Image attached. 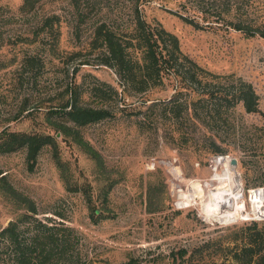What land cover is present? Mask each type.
Segmentation results:
<instances>
[{"label":"rangeland","instance_id":"obj_1","mask_svg":"<svg viewBox=\"0 0 264 264\" xmlns=\"http://www.w3.org/2000/svg\"><path fill=\"white\" fill-rule=\"evenodd\" d=\"M20 2L0 0V130L56 132L71 185H87L104 215L92 220L82 189L66 187L45 144L32 165L23 147L0 151V226L33 199L40 216L63 207L66 221L83 235L90 264H172L174 256L177 264H236L237 234L264 218V0L141 1L144 16L175 32L185 53L214 72L241 75L258 92V110L220 104V115L210 111L202 122L191 119L183 102L176 113L167 110L171 75L142 92L122 91L112 66L68 53L78 42L66 19L53 43L35 16L18 9ZM102 2L110 14L127 15L126 0ZM36 8L69 18L67 0H42ZM97 15L91 10L83 21L82 37ZM240 16L259 30L234 28L231 20ZM32 52L39 57L34 66L24 60ZM97 78L119 90L107 101L112 114L79 126L100 160L46 117L70 85L83 89L82 102L103 103L86 89ZM58 110L51 120L61 118Z\"/></svg>","mask_w":264,"mask_h":264},{"label":"trees","instance_id":"obj_2","mask_svg":"<svg viewBox=\"0 0 264 264\" xmlns=\"http://www.w3.org/2000/svg\"><path fill=\"white\" fill-rule=\"evenodd\" d=\"M39 1L42 0H21L18 9L35 16L37 28L52 33L53 43L57 42L61 32L60 20L66 19L72 36L78 42V46L68 50V53L78 57L90 55L97 62L112 66L122 85V91L142 92L159 85L166 75H171L175 78V87L165 102L166 105L171 102L167 108L170 112L179 111V104L183 102L184 106L190 109L188 113L191 119L202 122L205 117H209L210 111L218 112L217 107L220 104L241 102L248 111L259 109V94L251 81L232 72H214L198 63L181 49L175 32L167 29L160 20H148L144 16L140 5L142 0H126L128 11L125 17L110 14V7L102 0H67L69 18L54 11L38 14L36 4ZM91 10L98 15L91 20L87 27L88 32L82 37L83 21L90 19ZM244 19L240 16L232 19L231 23L234 28L247 34L259 30L257 26L251 24L250 26ZM83 39L84 42L80 45ZM38 59L35 52L24 57L32 66L39 63L36 62ZM85 59L88 60L84 58L80 62H89ZM78 86L79 84L67 86L63 101L48 110L46 117L53 126L55 125V131L60 130L61 136H70L91 157L100 160L99 151L83 137L79 126L112 114V105L110 102L107 104V101H110L114 94H118L119 90L114 84L97 78L86 89L103 103L91 104L81 101L80 94L83 89ZM183 93L186 96L181 99ZM206 101H210L211 105L204 107ZM55 109H59L61 118L51 120L53 118L51 112ZM56 135V132L54 134L48 131L2 128L0 151L23 147L26 160L32 165L41 147L49 144L66 187L82 189L89 216L92 220H97L104 214L94 203L87 185L80 187L76 186V183L71 185L63 168L64 161L58 153ZM215 149H218V146H215ZM2 175L3 173L0 174ZM103 197L104 200L107 199V189H104ZM48 211L54 215L53 213L38 215V208L31 199L25 210L0 226V264H87V248L80 229L66 221L63 207ZM237 235L241 243L239 248L232 252L235 263L264 264V218L252 219L248 229ZM175 259L174 256L172 264H177ZM125 263L128 264L129 261L120 264Z\"/></svg>","mask_w":264,"mask_h":264},{"label":"water","instance_id":"obj_3","mask_svg":"<svg viewBox=\"0 0 264 264\" xmlns=\"http://www.w3.org/2000/svg\"><path fill=\"white\" fill-rule=\"evenodd\" d=\"M237 162H238V160H237V157L236 156H234V155L230 156L229 163L231 165L236 166L237 165Z\"/></svg>","mask_w":264,"mask_h":264},{"label":"bare ground","instance_id":"obj_4","mask_svg":"<svg viewBox=\"0 0 264 264\" xmlns=\"http://www.w3.org/2000/svg\"><path fill=\"white\" fill-rule=\"evenodd\" d=\"M220 157H223V156H220ZM225 158V157H224ZM229 160V159H228ZM230 164V163H229ZM230 167L232 168V169H236V166H233V165H231L230 164Z\"/></svg>","mask_w":264,"mask_h":264}]
</instances>
